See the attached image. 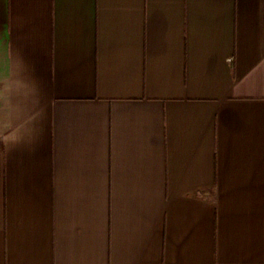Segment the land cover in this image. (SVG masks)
I'll list each match as a JSON object with an SVG mask.
<instances>
[{
    "label": "crops",
    "instance_id": "crops-1",
    "mask_svg": "<svg viewBox=\"0 0 264 264\" xmlns=\"http://www.w3.org/2000/svg\"><path fill=\"white\" fill-rule=\"evenodd\" d=\"M0 264H264V0H0Z\"/></svg>",
    "mask_w": 264,
    "mask_h": 264
}]
</instances>
